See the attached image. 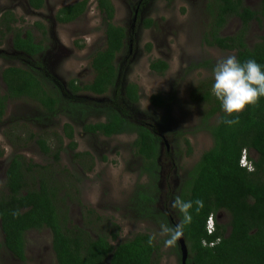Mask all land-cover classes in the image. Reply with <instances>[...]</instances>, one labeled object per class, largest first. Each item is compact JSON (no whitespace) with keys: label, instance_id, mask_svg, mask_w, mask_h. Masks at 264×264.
<instances>
[{"label":"trees","instance_id":"1","mask_svg":"<svg viewBox=\"0 0 264 264\" xmlns=\"http://www.w3.org/2000/svg\"><path fill=\"white\" fill-rule=\"evenodd\" d=\"M26 1L33 9H40L45 3V0ZM87 4L88 0H80L60 7L55 19L59 23L72 22L87 11ZM96 7L105 26V46L91 55L92 81L86 84L69 81L67 88L72 97L54 84L44 66L39 63L35 67V57L46 49L44 25L40 22L33 24L32 29L36 28L43 35L36 40L32 29L21 30L14 26L17 18L11 11L0 16V44L10 34L12 48L31 60L26 67L8 65L2 69L5 90L3 93L0 90V121L8 102L20 98L34 101L49 117L64 113L75 118L77 114L84 116L87 111H100L104 120L85 122L82 130L105 137L135 135L132 145L135 155L140 158V173L149 178L135 195L138 207L151 214L158 197L157 181L161 171L158 158L163 134L153 121H147L131 110L130 105L140 101V90L136 83L119 80V68L114 65L115 55L124 44L125 29L113 22L114 7L110 0H96ZM205 10L208 14L205 44L235 51V56L241 61L254 58L264 65V36L252 46L246 43L249 23L253 19L264 21V0H261L258 11L245 6L243 0H207ZM232 15L240 19V28L223 37L220 30ZM151 23L149 19L146 25ZM201 66L213 69L214 64L206 60ZM151 68L163 73L167 64L157 60L151 63ZM212 83L213 77L202 80L191 93L192 100L208 106L198 126L209 132L212 146L178 180L174 190L167 191L174 216V222L172 225L169 222V225L172 228L180 226V236L187 247L184 264H264V97L239 115L238 124L228 126L222 120L230 117L221 110L212 94ZM82 92L97 96L109 93V96L103 102H90L77 97ZM149 100L157 107L165 104L159 94L150 96ZM214 115H217L216 122L209 123ZM62 130L63 135L51 133L47 137L35 134L34 137L40 151L53 158L51 166L26 160L19 153L9 157L5 170L6 192L0 194V230L3 234L0 246L24 261L26 233L48 228L56 264H157L160 246L150 233L140 232L120 240V232L116 228L109 235L92 236L88 222L77 224L69 218L66 199L74 200L78 194V177L63 170L58 159L61 151L73 152L77 144L70 123L65 122ZM63 136L68 140L66 146L62 143ZM50 138L55 141L54 147L49 144ZM184 141L190 154V143L188 139ZM244 149L248 151L253 170L239 163ZM251 152L255 155L252 156ZM85 155L89 152H76L74 158L84 165L79 161ZM86 165L90 169L92 161ZM178 196L185 200L203 201L198 212L194 206L191 223L181 224V213L172 207ZM221 211L229 214L228 223L220 224L215 220V230L208 233V216L213 214L216 218ZM91 213L89 209L86 215ZM150 237L153 238L151 244L148 243Z\"/></svg>","mask_w":264,"mask_h":264},{"label":"rangeland","instance_id":"2","mask_svg":"<svg viewBox=\"0 0 264 264\" xmlns=\"http://www.w3.org/2000/svg\"><path fill=\"white\" fill-rule=\"evenodd\" d=\"M78 0H46L42 9L30 8L26 0H0V16L11 11L17 18L14 24L21 30L32 29L40 21L47 30V49L39 57L40 62L57 75L60 80L75 78L79 83L92 79L89 60L92 52L104 45L103 25L96 9L95 0H88V11L80 19L60 24L54 21V12L61 6ZM116 12L114 22L127 31L122 60L126 52L131 53L124 69V80L136 83L140 90V101L133 106L137 116L153 121L163 134L162 148L158 161L161 167L157 181V203L153 213H146L138 207L136 190L146 185L148 176L139 170L140 158L133 148L134 134H119L105 137L84 133L85 122L103 119L95 111L77 114L70 118L64 113L49 117L34 101L27 98L10 100L0 121V194L5 193V170L9 157L19 153L31 162L51 166L53 158L43 154L34 141L35 134L50 137L51 133L63 135V124L73 127L76 152H89L79 162L70 150L61 151L58 164L67 173H76L78 194L74 200H67L69 218L73 223L88 222L90 234L109 235L117 228L119 239H129L140 232L150 233L160 246L157 264H180L181 250L178 237L173 244L165 245V237L160 235L161 224L172 225L174 216L168 203L167 191L175 188L177 181L199 159L200 155L212 146L208 131L200 128L202 116L208 108L206 103L192 100L191 93L202 80L213 77L209 69L201 66L204 61L214 64L218 58L235 55V51H224L203 43L207 28L208 14L206 0H148L139 8V0H111ZM261 0H243V4L254 11L260 8ZM136 11V12H135ZM152 23L146 27L144 20ZM237 16L228 17L221 31L231 34L240 28ZM39 38V32L33 30ZM264 36V21L253 19L246 33V43L252 46ZM147 44L151 50L147 51ZM160 59L168 64L162 74L149 69L151 60ZM31 61L11 46V35L7 34L0 44V90L1 71L8 65L22 66ZM124 66V65H123ZM159 94L165 100L162 107L153 106L149 98ZM109 96V93L104 95ZM92 102H100L107 97L83 93L77 96ZM214 115L209 123H215ZM63 146L68 140L63 136ZM190 143V154L185 144ZM54 147L55 141L50 138ZM254 156L255 153L251 152ZM92 167L87 169L86 164ZM83 168V169H82ZM91 215H86L87 210ZM172 214V215H171ZM173 216V217H172ZM220 224H227L229 214L221 211L217 215ZM49 229L30 230L26 233L24 261L11 255L0 246V264H56L51 245ZM3 234L0 230V242Z\"/></svg>","mask_w":264,"mask_h":264},{"label":"clouds","instance_id":"3","mask_svg":"<svg viewBox=\"0 0 264 264\" xmlns=\"http://www.w3.org/2000/svg\"><path fill=\"white\" fill-rule=\"evenodd\" d=\"M212 74L211 92L219 102L221 110L227 117H230L222 120V123L228 126L238 124L239 115L247 107L257 105L260 99L264 97V65L258 63L254 58L241 61L235 55L220 57L215 62ZM243 151L246 153L247 160L251 162L248 159V151L245 149ZM194 206L195 211L198 212L203 207V201L199 199L195 201L185 200L178 196L172 202V207L177 209L182 215L181 224L191 223ZM210 216L213 218V232L216 218L213 214H210L208 218ZM180 234L179 225L176 228L169 227L167 224H161L160 226V235L165 237L164 243L166 246L173 244ZM152 239L150 237L149 244L152 243ZM213 243L211 242L210 245H213Z\"/></svg>","mask_w":264,"mask_h":264},{"label":"flooded vegetation","instance_id":"4","mask_svg":"<svg viewBox=\"0 0 264 264\" xmlns=\"http://www.w3.org/2000/svg\"><path fill=\"white\" fill-rule=\"evenodd\" d=\"M78 1H80V0H78ZM111 1V0H110ZM144 0H139V4H138V6H139V8H141L145 3H147L148 2V0H145L144 2H143ZM172 1V0H171ZM45 2H46V0H45ZM77 2V1H76ZM76 2H74V3H76ZM95 2H96V0H95ZM112 2V1H111ZM206 3H207V0H206ZM71 4H73V3H71ZM112 4H113V2H112ZM44 5H45V3H44ZM66 5H70V4H66ZM66 5H64V6H66ZM95 6H96V4H95ZM44 7V6H43ZM42 7V8H43ZM61 7H63V6H61ZM88 4H87V11H88ZM113 7H114V17H115V12H116V9H115V6H114V4H113ZM31 8V7H30ZM42 8H40V9H42ZM60 8V7H59ZM58 8V9H59ZM57 9V10H58ZM96 9H97V7H96ZM35 10H39V9H35ZM57 10L54 12V21L55 22H57V23H59L56 19H55V14H56V12H57ZM86 11V12H87ZM97 11H98V9H97ZM86 12L84 13V14H82L81 16H79L76 20H78V19H80L81 17H83L85 14H86ZM99 12V11H98ZM136 12V11H135ZM99 14H100V12H99ZM100 18H101V14H100ZM76 20H74V21H76ZM74 21H72V22H74ZM36 22H40V21H36ZM72 22H69V23H72ZM113 22H114V18H113ZM144 22L146 23L147 22V20H144ZM41 23V22H40ZM69 23H60V24H69ZM101 23H102V25H103V34H104V45L101 47V48H98V49H96V50H94L93 52H92V54L95 52V51H97V50H100V49H103L104 48V46H105V41H106V36H105V26H104V24H103V22H102V18H101ZM115 23V22H114ZM116 24V23H115ZM116 25H118V24H116ZM151 25V24H150ZM150 25H147L146 27H149ZM119 26H121V25H119ZM123 27V26H122ZM124 28V27H123ZM224 28V27H223ZM223 28L220 30V35L221 36H223V37H225V36H228V35H232L233 33H235V32H233V33H231V34H222L221 33V31H223ZM45 29H46V26H45ZM125 29V28H124ZM32 30H37L36 28L35 29H32ZM38 32H39V38H43V35L41 34V31H39V30H37ZM126 29H125V38H124V44H123V46H122V48H121V50L119 51V52H117V54L115 55V58H114V65L115 66H118V68H119V80H123V82L125 83V82H129V81H127V80H124V70L122 69V68H124V69H127L128 68V64H127V62L130 60V58H131V53H130V51L129 52H126V54H125V56L122 58V60H119L118 59V57H119V55L123 52V49H124V46H125V41H126V39H127V33H126ZM36 37V36H35ZM45 37H46V40H45V43L47 42V38H48V36H47V30H46V35H45ZM39 38H37L36 37V40H39ZM203 43H204V40H203ZM205 44V43H204ZM207 45V44H206ZM208 46H211V47H216V46H212V45H208ZM216 48H219V47H216ZM46 49H47V45H46ZM46 49H45V51H46ZM220 49V48H219ZM146 50L147 51H150L151 50V45L150 44H147V46H146ZM222 50V49H221ZM44 51V52H45ZM224 51H227V50H224ZM23 54V53H22ZM91 54V55H92ZM41 55H39V56H37V57H35V67H36V64H41L42 66H44L41 62H40V60H39V57H40ZM157 60H160V59H155V60H151L150 61V63H149V69L151 70V71H153V72H156V73H158L157 71H155L154 69H152L151 68V63L153 62V61H157ZM90 61H91V56H90V60H89V65H90ZM163 61V60H162ZM165 62V61H164ZM167 64V63H166ZM124 65V66H123ZM39 66V65H38ZM37 68V67H36ZM44 68L48 71V74L49 75H51V77H52V80H53V82H54V84L55 85H57L58 87H60V88H62V89H64L71 97L73 96V94H71L70 92H69V89L67 88V86H68V83H69V81H71V80H76L75 78H70V79H68L67 81H62V80H60V78L57 76V75H55L54 73H52L49 69H47L45 66H44ZM90 68H91V70H92V76L94 77V71H93V69H92V67H91V65H90ZM167 68H168V64H167ZM203 68H205V69H209L211 72H212V69L210 68V66L209 67H203ZM166 71V70H165ZM164 71V72H165ZM163 72V73H164ZM160 74H162V73H160ZM93 77H92V79H91V81L93 80ZM77 81V80H76ZM79 82V81H78ZM89 83V82H88ZM79 84H82V83H79ZM83 84H86V83H83ZM139 88V87H138ZM83 93H85V92H82V93H80V94H83ZM86 93H89V92H86ZM80 94H78V95H80ZM90 94H92V93H90ZM77 95V96H78ZM94 95V94H93ZM97 96V95H96ZM103 97H107L106 99H103L102 101H100V102H103V101H105V100H108V96H103ZM150 101V100H149ZM90 102H92V101H90ZM99 103V102H98ZM151 103V102H150ZM152 104V103H151ZM153 105V104H152ZM133 106L134 105H130V108H131V110H133ZM154 106V105H153ZM155 107H157V106H155ZM158 107H162V106H158ZM207 110V109H206ZM91 111H95V112H98V113H100L101 115H102V117H103V114L100 112V111H96V110H91ZM206 113V112H205ZM205 115V114H204ZM203 115V116H204ZM202 116V117H203ZM202 119V118H201ZM211 119V118H210ZM102 120H104V117H103V119ZM117 135H119V134H117ZM162 136V138H163V135H161ZM78 160V159H77ZM80 165V164H79ZM139 170H140V164H139ZM83 169V168H82ZM76 174V173H75ZM179 181H177V183H178ZM176 183V184H177ZM175 184V185H176ZM218 215V214H217ZM216 220H217V216H216ZM48 229V228H47Z\"/></svg>","mask_w":264,"mask_h":264},{"label":"built area","instance_id":"5","mask_svg":"<svg viewBox=\"0 0 264 264\" xmlns=\"http://www.w3.org/2000/svg\"><path fill=\"white\" fill-rule=\"evenodd\" d=\"M240 163H241L242 166L246 167L249 170L253 169V166H252L251 162L248 161L247 158H246L245 151H243ZM213 228H214V226H213V218H212V216H210L208 218V220H207V230H208V232L209 233L212 232Z\"/></svg>","mask_w":264,"mask_h":264},{"label":"water","instance_id":"6","mask_svg":"<svg viewBox=\"0 0 264 264\" xmlns=\"http://www.w3.org/2000/svg\"><path fill=\"white\" fill-rule=\"evenodd\" d=\"M178 243H179L180 249H181V261L184 264L186 256H187V247L185 245L183 237L180 235L178 236Z\"/></svg>","mask_w":264,"mask_h":264}]
</instances>
